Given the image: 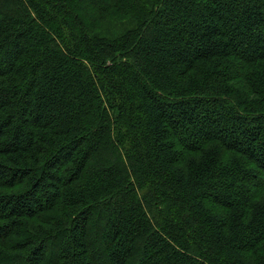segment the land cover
<instances>
[{
	"label": "trees",
	"instance_id": "obj_1",
	"mask_svg": "<svg viewBox=\"0 0 264 264\" xmlns=\"http://www.w3.org/2000/svg\"><path fill=\"white\" fill-rule=\"evenodd\" d=\"M0 264H264V0H0Z\"/></svg>",
	"mask_w": 264,
	"mask_h": 264
}]
</instances>
